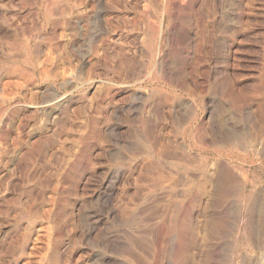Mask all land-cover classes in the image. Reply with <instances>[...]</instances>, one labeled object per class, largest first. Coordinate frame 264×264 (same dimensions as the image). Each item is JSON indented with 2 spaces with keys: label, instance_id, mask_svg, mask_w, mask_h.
Returning <instances> with one entry per match:
<instances>
[{
  "label": "rangeland",
  "instance_id": "1",
  "mask_svg": "<svg viewBox=\"0 0 264 264\" xmlns=\"http://www.w3.org/2000/svg\"><path fill=\"white\" fill-rule=\"evenodd\" d=\"M0 264H264V0H0Z\"/></svg>",
  "mask_w": 264,
  "mask_h": 264
},
{
  "label": "bare ground",
  "instance_id": "2",
  "mask_svg": "<svg viewBox=\"0 0 264 264\" xmlns=\"http://www.w3.org/2000/svg\"><path fill=\"white\" fill-rule=\"evenodd\" d=\"M235 135H237V134H235ZM232 136V135H231ZM235 138H236V136H235ZM219 167V166H218ZM221 178V177H220Z\"/></svg>",
  "mask_w": 264,
  "mask_h": 264
}]
</instances>
